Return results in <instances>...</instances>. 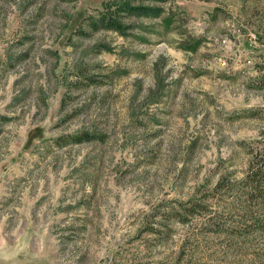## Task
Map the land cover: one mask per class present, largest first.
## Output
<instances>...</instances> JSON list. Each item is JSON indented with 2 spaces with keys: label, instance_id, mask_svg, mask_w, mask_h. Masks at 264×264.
Segmentation results:
<instances>
[{
  "label": "rangeland",
  "instance_id": "1",
  "mask_svg": "<svg viewBox=\"0 0 264 264\" xmlns=\"http://www.w3.org/2000/svg\"><path fill=\"white\" fill-rule=\"evenodd\" d=\"M114 1L0 0V264H227L164 213L264 139V0Z\"/></svg>",
  "mask_w": 264,
  "mask_h": 264
},
{
  "label": "trees",
  "instance_id": "2",
  "mask_svg": "<svg viewBox=\"0 0 264 264\" xmlns=\"http://www.w3.org/2000/svg\"><path fill=\"white\" fill-rule=\"evenodd\" d=\"M163 1L116 0L113 7L89 16L86 27L126 34L134 24L131 18L159 16ZM94 137L91 132L81 131L62 135L57 141L80 143ZM240 144L248 154L243 174L236 176L232 169L223 166L215 179L205 178L192 196L177 201L164 213L166 228L170 220L188 225L183 242L197 244L201 239L214 238L212 245L207 244L211 249L208 253L222 255L227 264H264V139ZM166 234L164 230L163 238ZM181 259L178 257L171 264H181Z\"/></svg>",
  "mask_w": 264,
  "mask_h": 264
}]
</instances>
